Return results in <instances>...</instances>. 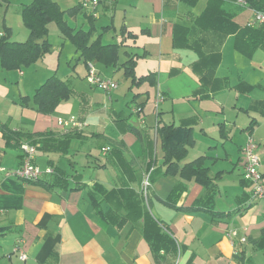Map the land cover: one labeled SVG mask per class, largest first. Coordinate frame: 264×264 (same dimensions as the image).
<instances>
[{
	"label": "crops",
	"instance_id": "obj_1",
	"mask_svg": "<svg viewBox=\"0 0 264 264\" xmlns=\"http://www.w3.org/2000/svg\"><path fill=\"white\" fill-rule=\"evenodd\" d=\"M53 1L70 33L88 34V45L113 48L114 59L106 48V55L88 62L101 77L114 79V73H121L128 88V113L119 110V92L106 97L92 87L86 93L73 89L56 73L47 74L40 84L32 82L33 96L51 76L70 90V96L50 113L38 111L31 93L18 90L17 98L7 94L0 98V108L3 102L11 104L4 107L5 113L0 111V167L17 169L22 162L20 143L28 139L37 145L35 164L54 171L37 183L0 173V228L9 227L0 233L1 259L9 253L14 256L8 258L9 264H239L250 249H264V200L249 198L240 158L251 135L264 177V88L255 95L250 79L232 83L219 71L225 43L245 58L264 52L263 44L255 46L249 34L239 33L255 9L239 0H100L92 11L79 9L81 0L66 9ZM117 6L123 14L119 29L114 26ZM101 18L106 23L98 26ZM52 24L60 38L74 47L86 79L83 52L56 23H50L48 31ZM6 29L12 42L24 43L28 38L25 26L23 34V29L16 35L11 27ZM113 29L114 35L104 43L103 35ZM45 55L20 69L7 70L0 64L1 71L8 72L4 80L18 85L28 77L23 72L27 67L31 75H39L42 69L35 64ZM97 65L105 71H98ZM151 74L153 85L149 79L139 86L133 83ZM227 88L235 92L231 116L220 112L228 102L215 97ZM150 91L153 104L158 95L160 99L154 126L142 123L148 105L142 98ZM106 110L113 112L107 123ZM204 111L210 113L208 120ZM141 114L139 127L129 122L130 115ZM70 116L86 126L63 131L57 119ZM157 126L188 131L192 143L182 147L183 154H170L166 160ZM194 149L198 152L188 157ZM196 160H200L196 169H189ZM168 162L176 169L168 171ZM150 169L147 207L140 182ZM231 230L247 242L232 240Z\"/></svg>",
	"mask_w": 264,
	"mask_h": 264
},
{
	"label": "rangeland",
	"instance_id": "obj_2",
	"mask_svg": "<svg viewBox=\"0 0 264 264\" xmlns=\"http://www.w3.org/2000/svg\"><path fill=\"white\" fill-rule=\"evenodd\" d=\"M59 3V5L62 8H69L75 4H77L78 0H55ZM28 3V0H9V4L7 5H2L0 8V30L5 27H11L13 30V34L16 35L18 33L19 29L22 30L20 33L23 34L26 29H24V26L22 24V18L20 16V9L19 7L22 4ZM241 10H238L240 12ZM112 12V8H111ZM115 18H114V26L119 29L121 25H123V14L120 12V7L117 6L115 10ZM101 16V13H99ZM106 14V13H104ZM81 17V15L79 16ZM106 19L101 18L98 21V26L103 25ZM108 20V19H107ZM104 22V23H102ZM71 24V23H70ZM113 31H111L107 36L106 34L103 35L102 41L104 43L107 42L108 38L114 35ZM48 40L51 42L52 46L50 47V51L46 53L44 58L40 60V62L36 63L35 65H38L39 68L42 69L41 73L37 75L36 73H33L31 75V72H27V68H24L23 72L28 73V77L26 80H20V82L17 85V82L15 83L14 80L9 81L8 83L4 80V77L8 72L1 71L0 68V98L4 97L5 94L9 95L10 97H16L18 96V90H21L23 93H31L30 97L33 96L32 93V86L34 83L33 81H36L37 84H40L47 74L51 75L52 73H56L58 76L65 78L68 81L69 86H71L73 89H77L80 91H84L88 93L92 89L93 86L89 85L87 80L85 79V71H84V66L81 61H76V55L74 53V47L72 44L64 39L62 40L59 36V32L55 26V24H52L49 28L48 31ZM25 40V39H23ZM226 43L224 45V60L222 62L221 68L219 71H223V73L228 75L230 77V80L232 83H235L238 78H246L250 79L254 86V94L256 95L257 92L262 91V88H264V52L261 50L256 51L251 58H245L239 54H236L232 48H226ZM75 66L74 68L72 66ZM97 70L101 69L103 72L105 69L97 65ZM107 73H111L110 71ZM17 73H13L15 76ZM110 78V75H108ZM37 79V80H36ZM7 80V79H6ZM115 81L118 84V89L112 91V95L119 92L118 94H121V97H119V101H121V107L119 108L122 109L125 114L128 113V108L125 105V100H128L129 94L127 93V85L125 84V81L123 80V77L121 76V73L117 72L114 73V79H111ZM118 80V81H116ZM259 83L258 86L257 84ZM16 87V88H15ZM95 88V87H94ZM97 89V88H96ZM101 91V90H100ZM104 93V92H102ZM106 96V93H104ZM152 94L153 92L150 91L149 96L145 95L142 100H146L145 104L147 105V108H144V115H145V121L142 122L143 124L154 126L155 125V112H156V105L153 104L152 102ZM147 99H145V97ZM107 97V96H106ZM216 98H220L226 102H228L229 106L224 107V109L220 112H223L224 115L231 116L233 115L235 110L232 111L230 108L232 107V103L235 100V92L230 91L228 88L224 89L221 92L216 93L215 95ZM17 98V97H16ZM108 100V99H107ZM106 100V102H107ZM240 100V99H239ZM10 103L12 99L9 100ZM231 104V105H230ZM11 105V104H10ZM9 104L2 103V106L0 108V111L2 113H5L6 110L4 107H10ZM111 106L109 100L108 103H106V109H109ZM108 107V108H107ZM234 107V106H233ZM237 108V107H236ZM12 109V108H11ZM118 110V109H116ZM113 114L110 110H106V123L109 120V115ZM134 114H136L134 112ZM137 115V114H136ZM136 115H130L129 122L133 124L136 127H139V118H143V114H141L139 117ZM109 116V117H108ZM203 118L207 119L210 116V113L207 111H204L202 113ZM208 120V119H207ZM211 120L209 119V123L211 124ZM85 123V122H84ZM254 138V137H253ZM256 142V140H255ZM257 144V142H256ZM197 146V145H196ZM199 146V145H198ZM196 149L193 151H190L188 157L192 158V155H194L196 152H194ZM199 150V149H198ZM200 152V151H199ZM256 154L259 157V160L261 159V155L259 154L258 151V146L256 145ZM201 154V153H200ZM241 162L243 161L242 154H240ZM188 159V158H187ZM15 170V169H11ZM152 183V182H151ZM250 255L245 257L243 260V263L239 261V264H264V249H250ZM10 252V251H8ZM14 258V256L10 255L7 253L6 257L2 258L0 257V264H9L8 263V258ZM238 264V263H237Z\"/></svg>",
	"mask_w": 264,
	"mask_h": 264
},
{
	"label": "trees",
	"instance_id": "obj_3",
	"mask_svg": "<svg viewBox=\"0 0 264 264\" xmlns=\"http://www.w3.org/2000/svg\"><path fill=\"white\" fill-rule=\"evenodd\" d=\"M29 2L21 5L20 15L24 26L28 30V38L24 43L10 41L9 31L5 28L3 34L0 35V64L2 68L20 69L23 66H28L36 61L40 56L50 51L51 44L47 40L48 25L50 23H56L59 29L68 36L71 41L75 44L77 50L83 52L84 61L88 63L93 56L101 57L106 55L104 49H110L108 56L114 59L115 52L111 46H99L97 43L88 45V34L78 32L75 35L70 33V29L66 27L63 21V12L60 10L57 3L53 0H28ZM249 8L255 9L256 11L264 12V0H244ZM9 0H0V8L2 5L7 4ZM79 9L81 6L79 5ZM264 25V24H262ZM247 33L250 38L254 39L255 46L260 44L264 45V27L263 29H253L247 26L239 33ZM112 49V50H111ZM86 63V64H87ZM152 74L142 77L138 81L134 80V84L139 86L146 79H149V85H153ZM70 96V90L67 86L60 81L57 77H49L44 84H42L34 93L32 97L33 103L38 107V111L43 113H50L54 107L62 99H66ZM22 101L28 103L27 99L24 98ZM137 112L141 111L140 105L136 109ZM158 127V126H157ZM134 134L142 140L141 133L135 128L132 129ZM158 133L163 140V148L166 154V160L170 154H183L182 147L186 144H191L192 139L188 131L173 128V127H158ZM18 135V134H15ZM28 142L36 148V144L32 141H22L20 146ZM19 146V148H20ZM37 150V148H36ZM200 160L193 161L188 165L189 169H196L195 166ZM169 163L168 171H173L176 166L171 162ZM184 168L182 169V171ZM39 181V180H38ZM33 182V183H37ZM243 181L248 184L244 179ZM250 198V197H249Z\"/></svg>",
	"mask_w": 264,
	"mask_h": 264
},
{
	"label": "built area",
	"instance_id": "obj_4",
	"mask_svg": "<svg viewBox=\"0 0 264 264\" xmlns=\"http://www.w3.org/2000/svg\"><path fill=\"white\" fill-rule=\"evenodd\" d=\"M99 1L100 0H81V7L95 11L99 5ZM239 2L244 5L246 4L244 0H239ZM262 24H264V12L255 10L253 13V18L247 23V26L252 27L254 25ZM86 80L89 85L103 91L106 94H109L118 87V84L115 81L101 77L96 71L94 65L90 62L86 64ZM159 102L160 99L158 95V98L156 99V106L159 104ZM57 125L65 132L73 129L80 130L86 126L84 121L78 120L75 116H70L66 119L58 118ZM20 150L22 152L21 165L15 170L0 167V173L4 174L6 177H14L26 183L36 182L42 175H51L54 173L53 169L51 168L41 169L35 164L34 159L36 148L32 144L24 142L20 146ZM255 150L256 142L253 137L249 135L245 145L241 149V154L243 157L242 176L250 186V199L252 201H260L264 200V177L259 170L260 160ZM151 172L152 169L145 173L140 182V195L147 207L151 190ZM229 237L232 240L239 241L240 243L247 242L246 237H239V234L236 230H231L229 232ZM14 251L17 252L18 249L15 248ZM19 257L22 260H25L26 258L23 253H21Z\"/></svg>",
	"mask_w": 264,
	"mask_h": 264
},
{
	"label": "water",
	"instance_id": "obj_5",
	"mask_svg": "<svg viewBox=\"0 0 264 264\" xmlns=\"http://www.w3.org/2000/svg\"><path fill=\"white\" fill-rule=\"evenodd\" d=\"M6 230H9V227H2L0 228V233L5 232Z\"/></svg>",
	"mask_w": 264,
	"mask_h": 264
}]
</instances>
